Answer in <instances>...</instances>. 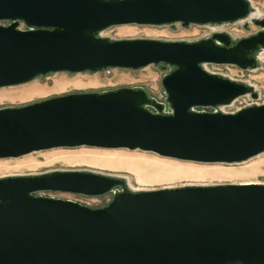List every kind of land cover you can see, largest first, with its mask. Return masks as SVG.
I'll use <instances>...</instances> for the list:
<instances>
[{
	"label": "water",
	"instance_id": "95a60500",
	"mask_svg": "<svg viewBox=\"0 0 264 264\" xmlns=\"http://www.w3.org/2000/svg\"><path fill=\"white\" fill-rule=\"evenodd\" d=\"M251 11L249 0H0V21H8L0 23V86L57 71L172 67L161 79L165 102L119 87L1 107L0 158L82 145L197 162L262 153L264 104L231 113L194 108L257 97L253 85L203 63L255 68L264 16H251L261 28L237 40L223 31L195 41L99 35L129 23L221 24ZM42 191L113 195L91 207ZM0 264H264V183L131 190L123 176L89 170L3 176Z\"/></svg>",
	"mask_w": 264,
	"mask_h": 264
},
{
	"label": "rangeland",
	"instance_id": "374dc122",
	"mask_svg": "<svg viewBox=\"0 0 264 264\" xmlns=\"http://www.w3.org/2000/svg\"><path fill=\"white\" fill-rule=\"evenodd\" d=\"M249 1L257 16H264V0ZM1 23L7 24L8 21ZM18 27L25 28L23 23H19ZM260 28L248 15L233 22L189 24L186 27L179 22L161 25L118 24L102 29L99 35L110 39L151 38L164 41H195L208 37L213 32L223 31L228 33L232 39L237 40L257 32ZM203 67L209 72L253 85L257 90V97L242 95L229 104L216 107H195L194 110H220L231 113L248 105L264 104V49L257 52L255 68L241 69L236 65L215 63H203ZM171 69V66L151 64L138 69L109 67L99 71L50 72L23 83L0 86V108L21 106L71 92H102L119 87H141L156 100L165 102L166 95L161 79ZM25 93L29 94L24 95ZM164 111L170 112L167 103H165ZM52 170H89L123 176L126 178L127 188L131 190L247 181L264 183V151L237 163L197 162L161 156L139 149L83 145L53 147L17 157L0 158V177L40 174ZM175 171L186 175L168 177V173ZM211 172L225 173V175L211 177L208 175ZM37 194L72 199L91 207H98L111 200L113 192L99 196H85L62 191H42Z\"/></svg>",
	"mask_w": 264,
	"mask_h": 264
},
{
	"label": "bare ground",
	"instance_id": "6f19581e",
	"mask_svg": "<svg viewBox=\"0 0 264 264\" xmlns=\"http://www.w3.org/2000/svg\"><path fill=\"white\" fill-rule=\"evenodd\" d=\"M250 16H257V13H255V12H253V11H251L250 12ZM260 56V55H259ZM27 94H29V93H25L24 95H27ZM161 172V171H160ZM164 171H162V173H163ZM245 172H247V170H245ZM227 173V172H226ZM230 173V172H229ZM229 173H227V174H229ZM191 174H193V173H191ZM180 175H186V174H183L182 172H177V171H175V172H170V173H168V177H174V176H180ZM209 176H211V177H213V176H216V175H225V173H217V172H211V173H209L208 174ZM242 175V174H241ZM246 175V174H245ZM247 182H251V181H247Z\"/></svg>",
	"mask_w": 264,
	"mask_h": 264
},
{
	"label": "built area",
	"instance_id": "2783aa9c",
	"mask_svg": "<svg viewBox=\"0 0 264 264\" xmlns=\"http://www.w3.org/2000/svg\"><path fill=\"white\" fill-rule=\"evenodd\" d=\"M2 21H0V23H1ZM3 24V23H2ZM79 202V201H78ZM80 203H82V202H80ZM82 204H84V203H82ZM86 205V204H85ZM89 206V205H88Z\"/></svg>",
	"mask_w": 264,
	"mask_h": 264
}]
</instances>
